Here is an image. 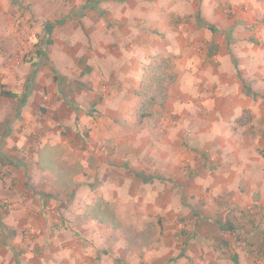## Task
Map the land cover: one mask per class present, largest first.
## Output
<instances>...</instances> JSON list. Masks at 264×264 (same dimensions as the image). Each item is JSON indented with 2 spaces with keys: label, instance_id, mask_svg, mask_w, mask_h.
Segmentation results:
<instances>
[{
  "label": "rangeland",
  "instance_id": "374dc122",
  "mask_svg": "<svg viewBox=\"0 0 264 264\" xmlns=\"http://www.w3.org/2000/svg\"><path fill=\"white\" fill-rule=\"evenodd\" d=\"M251 1L255 4L253 5ZM251 1L218 0L220 4L216 10L217 12L214 10L210 11V20L199 17L200 23L203 20L204 24L202 23L203 25L195 27V41L192 38L186 40V37L190 36L186 18L173 17L172 28L174 33L178 35L174 45L178 50L187 45L188 47H194L193 50L195 52H205L202 44L205 43L206 46L208 39L205 35L201 36L198 33L201 28H205L203 26L211 25L215 29L214 34L221 38V43L227 44L230 54L235 56L239 62L240 70L250 85L251 79L247 76L245 70H250L249 63H254L257 69L259 67L258 74H261L260 77L252 78V80L261 81L263 85L259 86V92L256 91L257 97L252 99L255 102L259 100L264 102V0ZM84 4L85 0H0V86L2 85L5 90L12 91L18 96L16 99H11L0 95V156L8 159V163L4 166L7 168L0 166V184H3V181L8 176L10 177L11 173H13H10V171L15 170L14 173H16V171L22 170L26 162L28 164L30 161V157H34V154L25 152L24 147L17 145L7 147L8 141L6 140L10 137H19L26 134L30 140H34L30 150L35 153L40 147V144L36 141V136L39 138L38 140H40V136L52 137V140L69 135H71V138H73L72 135L77 137L75 124L67 125L63 119L65 115L61 117L62 119L58 123L57 118L60 117V112L68 115V107L49 109L45 103V96L51 95L52 99L49 104L52 105L55 99L53 95L56 93L53 94L51 89L40 86L37 80L38 71L40 72L41 67L45 68L44 74H47L46 70L52 68L49 47L43 42L45 37L42 28L46 21L53 19L52 21L66 22L69 20L68 24L63 23L56 27L52 34V39H56L57 43H62V47H74L70 40L71 37L68 40L62 38L68 35V30H72L71 33H74L78 28L84 32V36L86 35L89 43H91L92 37L87 33V30L90 32L94 31L96 34L97 26L85 28L82 24L81 19L85 15V11L79 10V7ZM237 7L244 11H247V9L251 11L256 9L257 11L255 13L257 20L254 23L251 22L249 26L246 25L245 28H241V31H243L238 35L236 32L237 23L234 22ZM28 34H34L35 38H25L24 36ZM157 35L160 36L163 42L169 41L168 34L157 32ZM130 44L132 43H129L128 48L133 49ZM213 44H216V42H211L209 48H207L211 54L216 53L214 48H212ZM172 55L175 58L178 56ZM16 59L20 63L13 66ZM215 65L217 66L216 63ZM54 81L58 82L59 79L55 76ZM63 84H60L62 89L59 92V94L63 92L62 100H67L65 103L68 102V105H70L72 101L70 96H72L73 103L76 102V96L72 93L69 94L70 90L66 89L67 83ZM42 87L43 90H41ZM172 90L166 104L156 106L153 116L143 121L138 120L137 117L141 98L135 94L127 95L124 102L127 106L128 116L120 117L116 120L119 126L117 133L119 144L112 146L110 143L106 144L108 142L106 140L105 143H101L102 145L99 148V153H103L104 151L110 152L114 150V147H118L121 151L119 156L120 164H123L119 165L122 171L121 176H124V180H129L132 187L129 192L136 188L134 190L136 195L138 189L140 191V193L138 192V197H144L145 205L134 206L127 203L125 196H123L124 203L113 204L115 207L113 209L117 213L123 229L114 230L117 232L109 234L102 226L101 228L104 231L98 230L95 237H90L88 233L83 234L78 228L71 225L72 222L67 221V215L63 213V217L56 207H48L45 211L43 209V212H37L35 209L36 198H32L36 194L34 189L33 191L26 190L22 193L23 208L25 213L28 214L22 215V218L29 219L32 214H34L32 215L33 217L36 216L35 214L39 216L45 213L46 218L53 225H59L61 220L63 224L67 225L69 229H63L64 232L62 234L68 236L60 235L62 245L74 247L69 255L71 264L90 263L92 259L90 255L82 257L79 253L81 248L89 247V245H94L100 251L97 258L99 264H153L157 260H161L165 264H175L182 260L184 262L185 258H193V255L189 252L191 251L190 247L188 248L189 244L187 241L185 243L184 240L174 237V235V240L162 238L164 231L176 229L178 233L180 231L183 236L185 235V238H187L186 236L190 238L192 234L197 235L202 231H207V226L211 223L219 230L220 220H231L230 213L226 214L222 211L227 207L223 204L228 201H217L213 184L209 183V177L220 160L218 156L222 155L220 145L223 136L226 137L231 132L244 135L245 133L242 132L244 127H247V132L250 134L260 132V129L264 126V121L254 123L253 117L256 115H252L250 109H244L241 113L239 110H235L236 115L234 116L224 106L216 108L221 106L220 104L225 98L218 91L217 86H214L212 91L209 89L202 90L203 94L206 93L207 96H210L216 102L214 109L191 108L188 105L190 101L186 102L185 94L181 96L180 93L174 91V87ZM186 94L190 95L188 92ZM194 96H199V94H193L192 97L194 98ZM178 97L182 102L179 103L177 101L176 106L174 99H178ZM33 99H35L33 107L27 111L31 120L29 121L32 124H29L30 128L27 130V127L22 123L27 117L24 115V112H26L24 107L27 102L33 101ZM22 100H25V104H21ZM168 102L172 105L171 108L167 105ZM193 106L194 103H192ZM87 113L89 116L99 117L96 109L90 108ZM130 117L134 118V120L136 119L132 121V125L130 121H127L130 120ZM93 126L94 124L82 127V138L90 136L91 130L95 128ZM130 136L135 138L130 140ZM209 136L216 137L211 139ZM101 156V159L105 158L104 155ZM108 164L109 166H115L111 160ZM215 170H218V167ZM95 172L97 175L100 174V171L98 173L97 171ZM24 174L27 175L29 172L24 171ZM160 181H162V184H159ZM95 182L94 185H100L102 180L97 178ZM4 186L6 195L0 198V261L4 260L1 255L8 246L26 249V246H32V244L35 246L37 237L34 228L37 225V221L27 220L26 222L32 226L25 225L24 228L23 222H25V219L22 222L17 218L20 210V207L18 208L15 205L19 201V199L15 201V197L20 192L18 185L5 184ZM195 186H197L198 191H193L196 189L194 188ZM109 193L111 195L112 190ZM159 193L166 194V200L172 201L168 202V208L165 210H160L159 205H155ZM70 199L72 197L69 198L68 202H70ZM45 200L50 202L47 199ZM214 203H217V207H214L216 205ZM235 207L236 209L233 212L237 213V215H234V218H236L235 221L239 226L237 242L234 241L236 235L229 233L225 237L226 233L223 231H221L222 233L211 231L212 233L208 237H203L200 240L195 238L197 243L193 242V245L200 247L202 250V254H199L198 258H196L201 264L212 262L207 257L208 254L205 253L204 246L209 248L218 244V241H220L219 245L224 247L222 249L225 257L222 256V252L221 255L214 254L215 259L230 264L237 249L251 245L252 247L260 246L256 244L259 241H262L261 244L264 243V236L261 235L264 232V214L260 211H256L253 214L248 210H241L238 205ZM158 213L161 215H158ZM9 220H12L13 223H9ZM17 221L18 223L16 224L15 222ZM55 221L60 222L55 223ZM19 226L24 228L22 229L23 231L19 230ZM108 227L111 228L110 226ZM123 238L138 248L126 250ZM226 239L230 240L231 243L228 246L224 244L227 242ZM154 244L157 250H159L161 245H164L165 253L176 252L169 258L158 251L151 253L140 247ZM169 245H172V248L170 247L171 250L168 247ZM177 245L181 246L182 249L184 247V253L176 254ZM42 249L46 250V247L43 246ZM8 253H10L8 262H13V253L11 251ZM119 256L125 257L123 263L117 258V261H114V257Z\"/></svg>",
  "mask_w": 264,
  "mask_h": 264
},
{
  "label": "crops",
  "instance_id": "0c3cea01",
  "mask_svg": "<svg viewBox=\"0 0 264 264\" xmlns=\"http://www.w3.org/2000/svg\"><path fill=\"white\" fill-rule=\"evenodd\" d=\"M251 2L253 5L255 4L253 1ZM219 4L218 0H85V4L79 7V10L85 11V15L82 19L80 18L82 24L85 28L97 26L96 34L94 31L87 30V33L92 37L91 43H89L80 28L76 29L74 33H71L72 30H68L67 38H62L68 40L71 37L70 40L74 47H62V43H57L56 39H52L54 40L53 44L47 45L52 68L46 70L47 74H44L45 68L41 67L40 72L38 71L37 83L51 89L53 94L56 93L53 95L55 98L53 104H46V106L49 105V109L68 107V115L60 112V117L57 118L58 123L62 119L61 117L65 115L63 119L67 125L75 124L77 137L72 135L73 138H71V135H69L52 140V137L40 136V140H38L39 138L35 135L36 141L40 144L36 153L30 150L34 140H30L26 134H20L19 137L12 136L6 140L8 141L7 147L17 145L24 147L25 152L34 154V157H30V161L28 164L26 162L22 170H18L16 173H14L15 170L10 171V173H14V176L11 173L10 177L8 176L3 181V184L18 185L20 192L15 197V201H18L17 199L19 201L15 205L18 208L20 207V210L17 218L22 222L25 219V222H23L24 228L25 225H30L26 222L27 220L37 221V225L34 226L37 237L35 246L32 244V246H26V249L8 246L5 249L6 251L2 252L1 256L4 260L0 261V264H71L69 255L74 247L61 244V235L68 236L62 234V232L69 229L66 224L62 223V220L61 222L55 221V223L60 222L59 225H53L46 218L45 213L39 216L35 214L36 216L33 217L34 214H32L29 219L22 218V215H28L24 211L21 197L26 190H35V197L32 198H36L35 209L37 212H43V209L45 211L48 207H56L62 216L67 215V221H71V225H74L83 234L88 233L90 237H95L98 230L104 231L101 228L102 226L109 234L117 232L105 224L99 223L89 213V208L94 206L97 199L102 198L114 207L113 204L115 203H124L123 196H125L127 203L134 206L145 205L144 197H138L140 191L137 189V195L134 191L136 188L129 192L132 189L131 184L129 180H124V176H121L122 171L119 165L123 164H120L121 151L118 147H114V150L110 152L104 151L103 153H99V148L102 145L101 143H105L106 140L108 141L106 144L110 143L112 146L119 144L117 139L119 126L116 120L128 116L124 99L127 95L135 94L140 89L144 70L147 64L150 63L152 56L166 52L176 56L180 53L174 58L176 80L171 88L174 87V91L180 93L181 96L185 94L186 102L190 101L188 103L189 107L214 109L216 102L206 93L203 94L202 90L209 89L212 91L213 87L217 86L218 91L225 98L220 104L221 106L216 108L224 106L234 116L236 115L235 110H239L241 113L244 109H250L252 115H256L253 117L254 123L264 121V102L261 100L255 102L252 99L255 97L244 94V81L247 82V79L240 70L239 62L235 56L230 54L227 44L221 43V38H218L214 32L206 26L199 30L198 35H205L208 39L206 46L205 43L202 44L205 52H195L194 47H188L187 45L178 50L174 45L178 35L174 33L172 28L173 17L186 18L190 34L189 37H186V40L192 38L195 41L196 33L194 29L198 25H203L200 23L199 17L210 20V11L217 12ZM236 10L237 14L234 22L237 23L236 32L238 35L243 31H241V28H245L246 25L249 26L251 22L254 23L257 20L255 18L257 11L256 9L244 11L238 7ZM68 22L69 20L66 22L59 21L56 27L63 23L68 24ZM157 32L168 34L169 41L163 42ZM211 42H216L212 46L216 51L214 54L209 53L207 49ZM129 43H132L130 45L133 49L128 48ZM248 66L250 70H245V72L251 79V85L249 82L247 83L255 93L256 91L259 92L258 88L263 83L252 80V78L260 77L261 74H258L259 67L257 69L254 63H249ZM55 76L59 79L58 82L54 81ZM65 82L67 83L66 89L70 90L69 94L72 93L77 100L73 103V97L70 96L72 99L70 105H68V102L65 103L67 100H62L63 92L59 94L62 89L60 84ZM171 88L169 95L173 91ZM41 90H43V87ZM186 92L190 95H187ZM196 93L199 96L193 98L192 95ZM45 97H49L51 102V95ZM34 100L27 102L24 107L26 109L24 115L27 117L22 123L27 127V130L30 128L29 124H32L27 111L33 107ZM177 101L182 102L178 97V99H174L175 105ZM192 103H194L193 107ZM167 105L170 108L172 107L170 102ZM90 108L96 109L99 117L89 116L87 110ZM135 120L130 117V120L127 121H130L132 125V121ZM124 123L126 122L124 121ZM92 124L95 128L91 132L89 131L90 136L82 138V127L84 125L91 126ZM262 127L260 132H254L253 134L247 132V127H244L242 131L245 133L244 135L231 132L226 137L223 136L220 145L222 155L218 156L220 160L209 177V183L213 184L217 201H228L223 204L227 207L222 211L226 214L230 213L229 216L235 223L236 218H234V215H237V213H234L233 210L236 209L235 206L237 205L241 207V210H248L253 214L260 211L264 214V126ZM115 136L116 138H114ZM209 137L215 139L216 136ZM129 138L132 140L135 137L130 136ZM101 155H104L106 159H101ZM110 160L115 165L114 167L109 166L108 162ZM0 166L2 167V165ZM217 167L218 170H215ZM24 171H28L29 174L25 175ZM95 171L97 173L100 171V174L97 175ZM97 178L102 180L100 185H94ZM161 182L159 184H162ZM3 184H0V198L6 195ZM194 188L196 189L193 191H198L197 186ZM108 190H112L111 195ZM71 197L72 199L68 202ZM45 199L50 202H46ZM168 202L172 201L166 200V194L159 193L155 205H159L160 210H165L168 208ZM214 204H216L214 207H217V203ZM158 215L161 214L158 213ZM222 221L225 220H220L219 223ZM9 223H13V221L9 220ZM15 223L17 224L18 221ZM210 225L207 226V231H202L197 235L192 234L190 239H188L189 236L185 238V235L183 236L180 231L178 233L176 229H168L163 232L162 238L164 239L174 240V237H177L189 244L188 248L190 247L191 250L189 252H191L193 258L188 259L183 256L185 258L184 262L182 260L175 264H201L196 258L199 254H202V250L200 247L193 245V242L197 243V239L208 237L212 233L211 231L221 232L220 227L218 230L216 226H213V223ZM23 227L19 226V230L23 231ZM18 231L17 233H19ZM224 233H226L225 237L229 234ZM261 235L264 236V232ZM123 241L126 250L138 248L136 245H131L125 238H123ZM226 241L230 243V240L226 239ZM234 241H236L235 238ZM218 242L215 245L211 244L212 246L209 248L203 245L205 253L208 254L207 257L212 260V262L208 261L209 263H207L230 264L215 259L214 254L221 255L222 252V256L225 257L222 249L224 247L219 245L220 241ZM261 243L262 241L256 243L260 246H245L237 249L235 254L238 255L239 264H264V243ZM43 246L46 247V250L42 249ZM163 246L161 245L159 250H157L155 244L140 247L151 253L158 251L169 258L176 252L165 253L166 250L163 249L165 246ZM78 247L81 248L82 246ZM168 247L171 250L172 245ZM176 247H178L177 255L184 253V247L183 249L178 245ZM9 251L14 255L13 262H8ZM98 252L100 253L98 248L89 245V247L81 248L79 253L82 257L90 255L92 257V259L89 258L91 264H99L97 261ZM114 258V261L121 260V263L125 259L124 256ZM153 264L165 263L157 260ZM231 264H235L233 259Z\"/></svg>",
  "mask_w": 264,
  "mask_h": 264
},
{
  "label": "trees",
  "instance_id": "16d2710c",
  "mask_svg": "<svg viewBox=\"0 0 264 264\" xmlns=\"http://www.w3.org/2000/svg\"><path fill=\"white\" fill-rule=\"evenodd\" d=\"M58 23L59 21H46L44 23L42 30L45 37L43 40L45 45L53 44L52 34ZM202 23L204 24L203 20ZM206 27L212 32H215L214 27L211 25H207ZM174 58L175 57L171 53H160L150 58V63L146 66L142 76L140 89L135 93L136 96L141 98V104L137 112V116L140 121L151 118L153 116L155 107L163 106L167 102L170 96V87L176 80V73L174 71ZM244 94L246 96L256 97V93L245 81ZM0 95L2 97L11 99L18 98L16 93L5 90L2 85L0 86ZM21 104H25V100H22ZM7 163L8 159L4 156H0V165L4 167ZM89 213L101 224L108 225L114 230L123 229V225L113 207L109 203L105 202L102 198L97 199L94 206L89 208ZM219 227L220 231L236 235L235 238L237 241L239 226L235 224L233 219L220 222ZM184 233L186 234V232ZM224 244L225 246L229 245L228 242H225ZM232 259L235 264H239L238 255L235 254Z\"/></svg>",
  "mask_w": 264,
  "mask_h": 264
},
{
  "label": "built area",
  "instance_id": "2783aa9c",
  "mask_svg": "<svg viewBox=\"0 0 264 264\" xmlns=\"http://www.w3.org/2000/svg\"><path fill=\"white\" fill-rule=\"evenodd\" d=\"M25 38H27V37H30V38H35V35L34 34H28V35H26V36H24ZM19 64L20 62H19V60L18 59H16L15 60V62L13 63V66L15 65V64ZM45 100H46V104H48L50 101H49V97H45ZM47 107H49V105L47 106Z\"/></svg>",
  "mask_w": 264,
  "mask_h": 264
}]
</instances>
